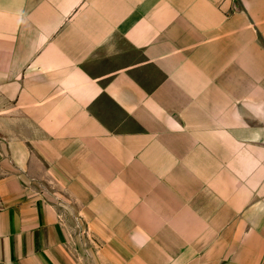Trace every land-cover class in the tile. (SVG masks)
<instances>
[{"label":"crops","instance_id":"crops-1","mask_svg":"<svg viewBox=\"0 0 264 264\" xmlns=\"http://www.w3.org/2000/svg\"><path fill=\"white\" fill-rule=\"evenodd\" d=\"M264 0H0V264H263Z\"/></svg>","mask_w":264,"mask_h":264},{"label":"rangeland","instance_id":"rangeland-1","mask_svg":"<svg viewBox=\"0 0 264 264\" xmlns=\"http://www.w3.org/2000/svg\"><path fill=\"white\" fill-rule=\"evenodd\" d=\"M264 264V263H263Z\"/></svg>","mask_w":264,"mask_h":264}]
</instances>
